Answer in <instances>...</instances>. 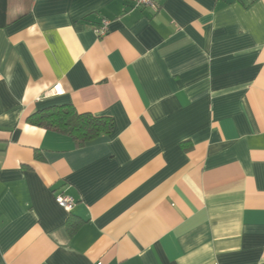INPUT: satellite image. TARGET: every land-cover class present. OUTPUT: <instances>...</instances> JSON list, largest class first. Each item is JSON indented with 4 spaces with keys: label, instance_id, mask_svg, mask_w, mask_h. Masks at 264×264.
I'll list each match as a JSON object with an SVG mask.
<instances>
[{
    "label": "crops",
    "instance_id": "crops-1",
    "mask_svg": "<svg viewBox=\"0 0 264 264\" xmlns=\"http://www.w3.org/2000/svg\"><path fill=\"white\" fill-rule=\"evenodd\" d=\"M133 2L7 0L0 264H264V0ZM65 104L113 134L28 122Z\"/></svg>",
    "mask_w": 264,
    "mask_h": 264
},
{
    "label": "trees",
    "instance_id": "trees-1",
    "mask_svg": "<svg viewBox=\"0 0 264 264\" xmlns=\"http://www.w3.org/2000/svg\"><path fill=\"white\" fill-rule=\"evenodd\" d=\"M7 0H0V27L6 24ZM28 122L33 126L66 135L77 147L101 136L113 134L115 124L110 117H98L89 113H79L72 104L52 105L33 113ZM80 223L71 225L76 230Z\"/></svg>",
    "mask_w": 264,
    "mask_h": 264
},
{
    "label": "built area",
    "instance_id": "built-area-1",
    "mask_svg": "<svg viewBox=\"0 0 264 264\" xmlns=\"http://www.w3.org/2000/svg\"><path fill=\"white\" fill-rule=\"evenodd\" d=\"M133 8L157 10V0H134ZM109 24L108 20H104L99 26L94 28L95 33L99 38H103L108 34ZM55 199L58 205H60L67 213H72L76 207V200L71 196L58 194Z\"/></svg>",
    "mask_w": 264,
    "mask_h": 264
}]
</instances>
